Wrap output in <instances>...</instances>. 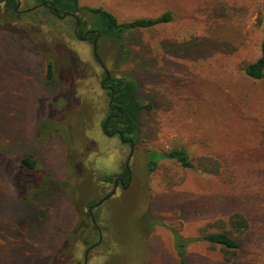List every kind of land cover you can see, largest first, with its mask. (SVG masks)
<instances>
[{
    "label": "rangeland",
    "instance_id": "1",
    "mask_svg": "<svg viewBox=\"0 0 264 264\" xmlns=\"http://www.w3.org/2000/svg\"><path fill=\"white\" fill-rule=\"evenodd\" d=\"M20 1L13 16L0 9V264H84L87 249V264H180L172 230L193 238L236 211L249 223L238 254L226 261L219 247L193 241L190 264H264V76L243 69L261 55L264 0H79L120 21L173 13L170 22L124 33L126 54L100 40L109 72L134 77L148 106L128 185L93 207L97 245L89 204L113 189L131 147L102 129L105 71L93 43L75 36V18ZM181 147L195 165L216 157L220 172L170 158L148 169L149 150ZM109 148L119 152L116 170L98 171L89 157ZM23 157L41 170L22 167Z\"/></svg>",
    "mask_w": 264,
    "mask_h": 264
},
{
    "label": "trees",
    "instance_id": "2",
    "mask_svg": "<svg viewBox=\"0 0 264 264\" xmlns=\"http://www.w3.org/2000/svg\"><path fill=\"white\" fill-rule=\"evenodd\" d=\"M16 0H0V9L8 16L16 14ZM55 8L59 13L67 12L75 14L81 22L78 32L83 35L87 29H97L101 40L107 38L119 43L120 47L125 50L123 54L128 52L126 48V40L123 34L135 29L150 28L158 24L170 22L173 19L171 10H165L158 16H142L130 20L120 21L110 10L102 6H82L79 0H40ZM84 13L90 14L92 18L84 17ZM91 20V21H90ZM91 27H87L88 23ZM90 39L95 34L89 35ZM100 42V41H99ZM99 47V44H98ZM99 52V50H98ZM245 73L254 78L259 79L264 76V39L261 44V55L252 62L243 64ZM56 78V67L52 59L46 63V79L52 81ZM106 76H104L105 80ZM109 83L113 87V105L117 106L120 111L109 112L112 114L109 119L105 118L102 129L105 133H113L118 131L123 139H131L136 142L140 133V115L142 109L147 104H143L139 98V86L137 80L130 75L114 76L112 75ZM116 113V115H113ZM170 158L177 160L183 167L197 168L205 173L218 174L221 170V162L214 156H202L198 159L197 165L192 161L189 152L185 148H173L169 151L149 150L147 152V167L150 171H154L161 159ZM20 165L30 170L40 169V162L31 157H23ZM41 170V169H40ZM126 172V168H125ZM105 181H112V175H105ZM89 205H93L90 202ZM212 230H205L196 237H186L177 230H172L174 237V247L180 264H190L186 247L193 241H206L212 247H219L226 261H231L242 246V237L249 227L246 216L239 211L233 212L227 223L216 222L212 225Z\"/></svg>",
    "mask_w": 264,
    "mask_h": 264
},
{
    "label": "flooded vegetation",
    "instance_id": "3",
    "mask_svg": "<svg viewBox=\"0 0 264 264\" xmlns=\"http://www.w3.org/2000/svg\"><path fill=\"white\" fill-rule=\"evenodd\" d=\"M4 1V0H3ZM17 2H16V7H15V10L16 11H18V8L20 7V5H21V1H20V4H18V0H16ZM39 4H41V5H43V6H45L46 8H48V10L50 11V12H52L53 14H55V15H57V16H59V17H62V14H64V13H67V12H63V13H59V11H58V13L59 14H57L56 12H55V8H52L49 4H47V3H44V2H40ZM35 7V6H34ZM34 7H32V8H29V9H27V10H31V9H33ZM67 15H71V16H73L74 18H75V20H76V25H75V27H74V34H75V36L78 38V39H80V40H83V41H91L92 43H93V51H94V48H95V46H96V48H97V51L95 52L94 51V54H95V57H96V59H97V61L100 63V65L102 66V67H104L105 66V64H104V61H103V59L101 58V56H100V54H99V52H98V50H99V47H98V44H99V46H100V40H99V38H100V34H99V32H98V30L97 29H87V30H85L84 32H83V35H80L79 34V32H78V27L80 26V24H81V22H80V20H79V17L78 16H75V15H72V14H67ZM66 15V16H67ZM76 17H78V20H77V18ZM78 22H79V24H78ZM90 34H95V37L93 38V39H90V37H89V35ZM97 40V43L95 44V41ZM97 55H99V57H100V59L98 58V56ZM104 69V68H103ZM105 71V70H104ZM105 76H106V78H105V80H103V79H101V83H100V85H101V87L103 88V89H106L107 90V92L108 93H113V87H112V85L109 83V81L111 80V78H112V74L109 72V75L105 72ZM111 99H112V101H113V96L112 95H110V99H109V110L110 111H114V112H117V111H120V109L117 107V106H114L113 105V102L110 104V101H111ZM112 114L109 112V114H108V116L106 117L107 119H109V117L111 116ZM113 115H116V113H113ZM105 134H107V135H109V136H115V135H117V136H119V138L121 139V141H123V142H125V143H128L129 145H130V147H131V151H132V155H133V148H134V145H135V142H134V145H132L131 144V139H123L122 137H121V135H120V133L118 132V131H115V132H113V133H105ZM131 151H130V153H131ZM132 155L130 156V154H129V156H128V160L126 161V162H129V159L132 157ZM125 168H126V172L124 171V174H122V175H120V176H118V177H116L115 179H114V185H113V188H114V186H115V184H116V186L117 187H121V188H126V186L128 185V183H129V181H130V179H131V176H132V172H131V167H130V162H129V166H127L126 165V163H125ZM117 187H116V189H117ZM112 191V190H111ZM110 191V192H111ZM116 191V190H115ZM109 192V193H110ZM109 193L106 195V196H104V197H107V198H109L111 195H109ZM115 193V192H114ZM113 193V194H114ZM112 194V195H113ZM103 197V198H104ZM106 198V199H107ZM105 199V200H106ZM104 200V201H105ZM95 206H98V205H96V204H93V205H89V214H90V216L92 215L91 213H93V207H95ZM94 214V213H93ZM94 216H95V214H94ZM91 218H92V216H91ZM95 218H96V216H95ZM92 221H93V219H92ZM94 223V222H93ZM94 225H95V227L97 228V231H98V233H99V225L97 224V220H96V224L94 223ZM99 227V228H98ZM102 233V232H101ZM102 237H103V234H102ZM99 238H100V235H99ZM101 241H99L98 240V242L96 243V244H94V245H97V244H99ZM94 245H91L90 246V248H92ZM88 252H89V250L87 249L86 250V252H85V257L87 256V254H88ZM87 259H88V256H87ZM84 264H85V259H84Z\"/></svg>",
    "mask_w": 264,
    "mask_h": 264
},
{
    "label": "clouds",
    "instance_id": "4",
    "mask_svg": "<svg viewBox=\"0 0 264 264\" xmlns=\"http://www.w3.org/2000/svg\"><path fill=\"white\" fill-rule=\"evenodd\" d=\"M90 160L94 161L96 169L101 172H111L116 170V165L119 160V152L115 149H102L101 155H93L89 157ZM101 161L103 167H100Z\"/></svg>",
    "mask_w": 264,
    "mask_h": 264
},
{
    "label": "water",
    "instance_id": "5",
    "mask_svg": "<svg viewBox=\"0 0 264 264\" xmlns=\"http://www.w3.org/2000/svg\"><path fill=\"white\" fill-rule=\"evenodd\" d=\"M18 4H20V1L18 0ZM55 12L57 13V14H59L58 13V11L57 10H55ZM68 13H64V14H62V17H64V16H66ZM72 15H75V14H72ZM76 16V15H75ZM77 18V20H78V17H76ZM78 24H79V22H78ZM97 43V40L95 41V44ZM94 51L96 52L97 51V48H96V46H95V48H94ZM98 56V58L100 59V57H99V55H97ZM104 68V70H105V72L109 75V70L107 69V67L106 66H104L103 67ZM112 103V99H111V101H110V104ZM131 142V144L132 145H134V141L133 140H131L130 141ZM132 155V151H131V153H130V156ZM126 165L127 166H129V162H126ZM116 184H115V186H114V188L112 189V191L109 193V195H112L114 192H115V190H116ZM108 197V196H107ZM107 197H104V198H102L96 205H99V204H101ZM92 215V219H93V222L96 224V218H95V216H94V214L93 213H91ZM99 228V227H98ZM99 235H100V238H99V241H101L102 240V233H101V230H100V228H99ZM85 264H87V256L85 257Z\"/></svg>",
    "mask_w": 264,
    "mask_h": 264
}]
</instances>
